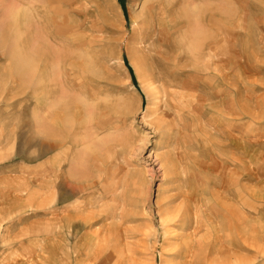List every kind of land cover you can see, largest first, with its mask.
Here are the masks:
<instances>
[{
  "label": "rangeland",
  "instance_id": "rangeland-1",
  "mask_svg": "<svg viewBox=\"0 0 264 264\" xmlns=\"http://www.w3.org/2000/svg\"><path fill=\"white\" fill-rule=\"evenodd\" d=\"M0 264H264V0H0Z\"/></svg>",
  "mask_w": 264,
  "mask_h": 264
},
{
  "label": "bare ground",
  "instance_id": "bare-ground-1",
  "mask_svg": "<svg viewBox=\"0 0 264 264\" xmlns=\"http://www.w3.org/2000/svg\"><path fill=\"white\" fill-rule=\"evenodd\" d=\"M153 10V9H152ZM151 10V11H152ZM149 11H150V7H149ZM156 14V13H155ZM65 109V111H66V113H62L61 111H60V109ZM83 108H85V106L83 105ZM71 109V113H72V115L74 116V117H77V116H79V111H80V105H73V107H72V104H62L61 105V103H58V107H57V110H56V112H57V116L55 117V119H54V123H55V125H58V127L60 126H62L64 123H66V121L64 122V119H63V114H66V115H68L67 113H69V110ZM86 112H88V111H86ZM59 147V146H58ZM230 252V251H229ZM234 252V251H233ZM231 256V255H230Z\"/></svg>",
  "mask_w": 264,
  "mask_h": 264
}]
</instances>
